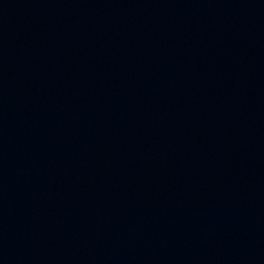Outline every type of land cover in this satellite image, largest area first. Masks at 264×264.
<instances>
[{
	"label": "water",
	"instance_id": "1",
	"mask_svg": "<svg viewBox=\"0 0 264 264\" xmlns=\"http://www.w3.org/2000/svg\"><path fill=\"white\" fill-rule=\"evenodd\" d=\"M0 264H264V0H0Z\"/></svg>",
	"mask_w": 264,
	"mask_h": 264
}]
</instances>
